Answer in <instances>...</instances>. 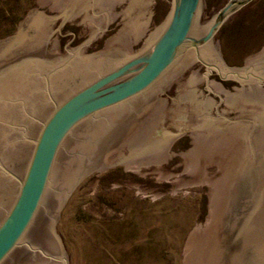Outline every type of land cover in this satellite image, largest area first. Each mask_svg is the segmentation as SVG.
Segmentation results:
<instances>
[{
  "label": "water",
  "instance_id": "obj_1",
  "mask_svg": "<svg viewBox=\"0 0 264 264\" xmlns=\"http://www.w3.org/2000/svg\"><path fill=\"white\" fill-rule=\"evenodd\" d=\"M37 0L0 40V264H68L59 213L115 166L209 181L182 264H264V48L226 66L218 38L263 0Z\"/></svg>",
  "mask_w": 264,
  "mask_h": 264
},
{
  "label": "rangeland",
  "instance_id": "obj_2",
  "mask_svg": "<svg viewBox=\"0 0 264 264\" xmlns=\"http://www.w3.org/2000/svg\"><path fill=\"white\" fill-rule=\"evenodd\" d=\"M37 0H0V40L14 36L33 10L59 12ZM229 0H209L224 6ZM172 0H153L145 34L132 46L140 51L147 37L169 14ZM226 66L240 68L264 48V0L230 20L218 38ZM213 187L209 181L173 186L154 175L115 166L89 176L70 195L56 230L68 264H182L185 244L207 217Z\"/></svg>",
  "mask_w": 264,
  "mask_h": 264
},
{
  "label": "bare ground",
  "instance_id": "obj_3",
  "mask_svg": "<svg viewBox=\"0 0 264 264\" xmlns=\"http://www.w3.org/2000/svg\"><path fill=\"white\" fill-rule=\"evenodd\" d=\"M127 169H129V168H127ZM130 170H132V169H130ZM134 171H135V170H134ZM137 172H138V171H137ZM197 229H198V228H197ZM197 229H196V230H197ZM196 230H195V231H196ZM195 231H194V232H195ZM194 232L191 234V236L194 234ZM191 236H190V237H191Z\"/></svg>",
  "mask_w": 264,
  "mask_h": 264
}]
</instances>
